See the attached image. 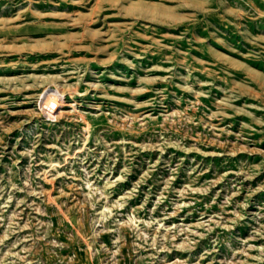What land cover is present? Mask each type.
<instances>
[{
  "label": "rangeland",
  "instance_id": "374dc122",
  "mask_svg": "<svg viewBox=\"0 0 264 264\" xmlns=\"http://www.w3.org/2000/svg\"><path fill=\"white\" fill-rule=\"evenodd\" d=\"M0 264H264V0H0Z\"/></svg>",
  "mask_w": 264,
  "mask_h": 264
},
{
  "label": "bare ground",
  "instance_id": "6f19581e",
  "mask_svg": "<svg viewBox=\"0 0 264 264\" xmlns=\"http://www.w3.org/2000/svg\"><path fill=\"white\" fill-rule=\"evenodd\" d=\"M54 102H56V101H54ZM52 104V102H49L47 105H51Z\"/></svg>",
  "mask_w": 264,
  "mask_h": 264
}]
</instances>
